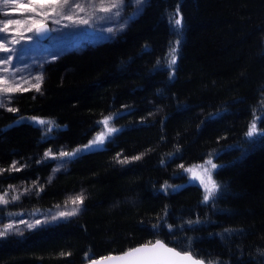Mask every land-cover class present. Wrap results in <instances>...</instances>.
I'll return each mask as SVG.
<instances>
[{
	"label": "trees",
	"instance_id": "trees-1",
	"mask_svg": "<svg viewBox=\"0 0 264 264\" xmlns=\"http://www.w3.org/2000/svg\"><path fill=\"white\" fill-rule=\"evenodd\" d=\"M43 64L39 91L0 107V190H20L0 218L72 193L83 201L75 215L0 237V264H83L159 239L205 264H264V135H245L264 115V0H144L113 37ZM109 116L120 130L102 148L52 171L45 153L87 143ZM211 157L223 166L215 198L194 183L172 188Z\"/></svg>",
	"mask_w": 264,
	"mask_h": 264
},
{
	"label": "rangeland",
	"instance_id": "rangeland-1",
	"mask_svg": "<svg viewBox=\"0 0 264 264\" xmlns=\"http://www.w3.org/2000/svg\"><path fill=\"white\" fill-rule=\"evenodd\" d=\"M76 2L82 4L85 6L86 11L80 12L79 16L83 17L85 19H88L89 23L87 24H81V23H75L61 19L58 16H53V19H59L60 23H52L51 19H48L46 22L49 24L50 28V35L46 39H38L36 37V34L33 32H24L23 38L21 39L19 35H17L18 32L23 31V28L18 25H9V29H15L16 31H9L7 33H0V35H6V36H15L16 39H19V44H11L9 47L16 48L17 51L15 53H5L0 52V58L6 57L8 55H11L13 57L12 65H3L0 67H10V71H13L15 69H20V71L15 72V84H18L20 86V89L22 88H30V87H37V77H41V70L43 67V63L46 61L51 60V58L55 57L56 55L60 54L62 50L65 49H71L73 47L78 48L81 47L84 44L95 42L97 40L106 38V37H113L117 32L122 29L123 27H120V24L124 20H128L129 17L133 13L136 12V9L140 7V5H137L134 3V0H124L122 7L119 9L120 16L116 17L113 16L111 20H105L100 19V17H105L107 14L104 12H101L97 10V8L89 6V0H76ZM23 3L27 5V0H16L15 3H9L8 5L0 4V20H6V19H19L23 20L24 17L31 15L30 12H28L26 9H20L19 5ZM93 4L98 5L99 0H92ZM28 7L31 8H40V5H28ZM52 5H45L42 9L44 12H51ZM58 10V9H57ZM116 9L113 10L115 12ZM20 13H23L21 15ZM41 22L45 21L44 17L39 18ZM3 25L0 24V27ZM30 26V25H28ZM85 27H89L92 29V32H89L85 29ZM111 28L112 31H109L108 29ZM31 37V38H29ZM0 75L8 76L9 73H2L0 72ZM27 81V82H25ZM40 82V81H39ZM7 86L14 87L15 85L12 84L11 80L9 81V84ZM11 94V93H10ZM10 94H6V97L3 99L4 101L8 100V97ZM264 111V109H263ZM35 117L37 120H33L32 118ZM110 117V116H109ZM38 120H45V118H39L36 116H20V118L13 121L14 123H19L21 121L29 122L31 124H34L38 127H51L50 123L47 124H40ZM104 120H100L97 125V132L88 139V142L82 145L77 146L74 150L70 151H64L61 150L55 155L48 154L47 157L53 158L54 160V167L53 172H56L58 170H63L67 166V161L73 157H77L78 155L82 153H87L92 150H99L102 148L105 144V142L110 139L112 135H114L116 132H110L111 128H115L120 130L119 128H116L110 124V120L108 121L107 125L103 123ZM99 138L103 141V144L100 146L93 145L91 149H84L85 145H88L90 141H93L94 139ZM76 149H82L80 152H78L75 156H61L60 154L63 152H74ZM46 154V153H45ZM213 158H206L199 163L190 164L189 166L185 167L183 170V174L185 176V182L183 184L176 185L172 187L173 189H179V187L194 183L198 185L202 192L203 197L205 195V188L203 184H201L199 178H193V173H189L185 171L187 168H191L193 165H202L205 163V161ZM214 163H216L213 160ZM217 164V163H216ZM218 165V164H217ZM210 168V166H209ZM215 169L211 170L212 172V179H213V171ZM195 176L200 178H205V174L200 170H195ZM214 180V179H213ZM215 181V180H214ZM216 182V181H215ZM179 186V187H177ZM211 187V185H209ZM20 194V190L16 189L15 187H5L3 190H0V196H2L5 200L8 202H13L12 197H17ZM81 193H72L67 196V199L62 204H59L58 206L47 209V211L43 210H36L33 213L29 214H19V215H9L0 218V229H3V226L6 224H12L14 225L15 229H18L19 231H12L9 234L18 233L22 230H25L27 228V223H35L36 220H40L41 224H46L47 222H53L58 221V219H65L66 217H60L58 219H51L53 215H58L60 212H71L74 208H78L80 211L81 203L73 204L72 200L80 196ZM212 199V197H210ZM209 199V200H210ZM205 201V200H204ZM2 205V204H0ZM78 211V212H79ZM77 212V213H78ZM15 214V213H13ZM18 214V213H17ZM47 220L45 223L44 221ZM23 221V222H22ZM39 224V225H41ZM37 226V225H36ZM35 226V227H36Z\"/></svg>",
	"mask_w": 264,
	"mask_h": 264
},
{
	"label": "snow or ice",
	"instance_id": "snow-or-ice-1",
	"mask_svg": "<svg viewBox=\"0 0 264 264\" xmlns=\"http://www.w3.org/2000/svg\"><path fill=\"white\" fill-rule=\"evenodd\" d=\"M15 3L16 0H0V4L8 5L9 3ZM124 0H99V4H93L92 0H89V6L97 8V10L106 13L107 15L105 17H100V19L105 20H111L113 16L119 17L120 11L119 9L122 7ZM134 3L137 5H140L136 9V12L133 14L132 17H129L128 20L135 18L136 15H138L140 12L143 11V4L144 0H134ZM28 5H40V8H31L28 7ZM45 5H52L51 12H44L42 11L43 7ZM20 9H26L28 12L31 13V15H28L24 17L23 20L19 19H6V20H0V24L3 26L0 27V33H7L9 31H16L15 29H9V25H18L23 28V31H20L17 33V35L20 36V38H23L24 32H33L35 34H40L46 31H49L46 21L48 19L52 20V23H60L59 19H53V16H58L61 19L68 20L75 23H81V24H87L89 23L88 19H85L83 17L79 16L80 12H85L86 8L84 5L76 2V0H27V5L21 3L19 5ZM58 9V10H57ZM116 9L115 12L113 10ZM23 15V13H20ZM40 17H44L45 22H41L39 19ZM128 20H124L120 27L125 26L128 23ZM175 25L180 26L182 24L181 19H175L174 20ZM30 25V26H28ZM109 31H112L111 28L108 29ZM31 38V37H29ZM20 40L16 39L15 36H6V35H0V52L5 53H15L17 51L16 48L9 47L11 44H19ZM179 43V40H177V44ZM172 52V59L171 64L176 63V57L175 52L176 49L173 48L171 50ZM13 57L11 55H8L6 57L0 58V66L3 65H12ZM20 71V69H15L13 71H10V67H0V72L2 73H9L8 76L0 75V107H3V99L6 97V94H10L14 91L20 90V86L18 84H15V72ZM37 84L40 80H42L41 77H37ZM11 80L12 84L15 86H7L9 84V81ZM27 82V81H25ZM26 90V89H24ZM37 91H39V88L37 86ZM9 111H15L13 108H9ZM33 120H37V118L33 117ZM112 117H105V120L103 123L107 125L108 121L111 120ZM264 120V115H256L254 113L253 120L250 122L248 131L246 132V137H248L250 140H254L256 137H259L261 135H264V129L259 128L258 124L260 121ZM40 124H47L50 123L49 121L45 120H38ZM119 131L118 129L111 128L110 132H116ZM103 144V141L99 138L94 139L93 141H90L88 145L84 146V149H91L93 145L100 146ZM82 149H76L74 152H63L60 155L61 156H75L78 152H80ZM46 156L48 153L45 154ZM133 159H140L139 156L134 157ZM210 166V168H209ZM13 167H15V163L13 164ZM183 167V165H181ZM218 167H223L222 165H217L213 162L212 159H209L205 161L202 165H193L191 168L185 169V171L189 173H193V178H199L201 184H203L205 188V195L204 200L208 201L210 197L215 198L216 192L219 189L220 185H218L213 179H212V172L211 170L216 169ZM200 169L204 174L205 178H200L195 176V170ZM19 171V169H16ZM58 170V169H57ZM2 171V170H0ZM211 185V187H209ZM179 187V186H177ZM13 200L19 199V197H12ZM83 196H77L72 200L73 204L76 203H82ZM8 201L5 200L2 196H0V204H7ZM79 211L78 208H74L71 212H60L58 215H53L51 219L55 220L60 217H66L75 215ZM9 215H19V214H12ZM23 222V221H22ZM45 223L47 220L44 221ZM42 222L40 220H36L35 223H27V228H34L36 225L41 224ZM193 223V222H189ZM12 231H19L18 229L14 228V225L12 224H6L3 226V229H0V237H4L8 235ZM103 261H109L110 264H205L204 261L200 260L196 255L192 253L190 249H178L176 247L169 246L166 242L161 240H156L153 242H148L143 245L130 248L123 253L112 256L109 255L108 257L101 258ZM91 264H97L96 260H92Z\"/></svg>",
	"mask_w": 264,
	"mask_h": 264
},
{
	"label": "water",
	"instance_id": "water-1",
	"mask_svg": "<svg viewBox=\"0 0 264 264\" xmlns=\"http://www.w3.org/2000/svg\"><path fill=\"white\" fill-rule=\"evenodd\" d=\"M43 22H45V21H43ZM47 23V22H46ZM47 26H48V29H49V31H46V32H43V33H40V34H36V37L38 38V39H46L49 35H50V28H49V24L47 23ZM85 29L87 30V31H89V32H92L93 30L92 29H90L89 27H85ZM101 120H105V118H103V119H101ZM159 240H161V239H159ZM156 241V240H155ZM155 241H153V243L155 242ZM162 241V240H161ZM140 245H143V244H138L137 246H140ZM137 246H134V247H137ZM172 247V246H171ZM133 248V247H132ZM130 249V248H129ZM126 250H128V249H126ZM121 253H123V252H121ZM121 253H115V254H111L112 256H116V255H119V254H121ZM109 255H106V256H104V257H108ZM101 258H103V257H101ZM101 258H95V259H93V260H96L97 261V264H110V262L109 261H103ZM200 259V258H199ZM200 260H202V259H200ZM91 261L92 260H90V261H87V262H85V263H83V264H91ZM203 261V260H202Z\"/></svg>",
	"mask_w": 264,
	"mask_h": 264
}]
</instances>
